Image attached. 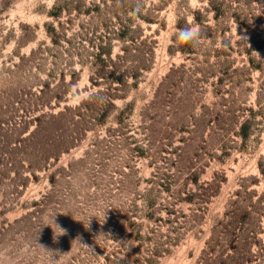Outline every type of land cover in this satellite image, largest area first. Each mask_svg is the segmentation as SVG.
I'll list each match as a JSON object with an SVG mask.
<instances>
[{
	"label": "rangeland",
	"instance_id": "rangeland-1",
	"mask_svg": "<svg viewBox=\"0 0 264 264\" xmlns=\"http://www.w3.org/2000/svg\"><path fill=\"white\" fill-rule=\"evenodd\" d=\"M0 264H264V0H0Z\"/></svg>",
	"mask_w": 264,
	"mask_h": 264
},
{
	"label": "clouds",
	"instance_id": "clouds-1",
	"mask_svg": "<svg viewBox=\"0 0 264 264\" xmlns=\"http://www.w3.org/2000/svg\"><path fill=\"white\" fill-rule=\"evenodd\" d=\"M57 226V225H56ZM58 227V226H57ZM60 231L64 234V233H66V230H62V229H60Z\"/></svg>",
	"mask_w": 264,
	"mask_h": 264
}]
</instances>
